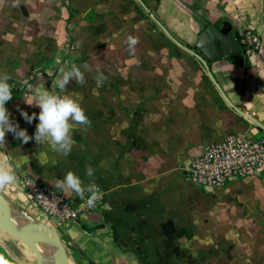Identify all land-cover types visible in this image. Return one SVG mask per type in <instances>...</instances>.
<instances>
[{
    "label": "crops",
    "instance_id": "1",
    "mask_svg": "<svg viewBox=\"0 0 264 264\" xmlns=\"http://www.w3.org/2000/svg\"><path fill=\"white\" fill-rule=\"evenodd\" d=\"M143 1L188 46L206 21H227L240 37L245 30L258 36L260 49L243 54L241 65L227 56L209 68L228 99L264 124V0ZM160 32L136 0H21L19 7L6 0L0 7V72L21 90L5 107L31 139L24 144L6 133L0 162L17 180L0 191L10 204L41 216L22 191L23 174L53 187L72 171L85 187L106 191L104 206L82 223L50 225L70 264H264V170L230 181L217 196L182 171L208 143L261 129L225 102L195 57ZM69 33L77 50L65 60ZM129 35L139 40L134 55ZM73 65L86 82L70 80L61 92L60 69ZM99 72L107 77L103 84L96 81ZM29 85L71 97L90 119L86 130L73 128L70 155L36 143L40 109L27 103ZM17 108L37 119L27 124ZM87 166L95 170L91 178ZM248 220L254 229L241 230Z\"/></svg>",
    "mask_w": 264,
    "mask_h": 264
},
{
    "label": "built area",
    "instance_id": "2",
    "mask_svg": "<svg viewBox=\"0 0 264 264\" xmlns=\"http://www.w3.org/2000/svg\"><path fill=\"white\" fill-rule=\"evenodd\" d=\"M239 39L245 53L254 54L260 48V39L251 30L243 32ZM19 89L12 86V97L19 93ZM263 170V130L226 134L221 140L205 145L202 152L191 157L182 168L185 177L207 193L223 188L233 180L259 176ZM20 183L29 201L54 226L70 221L82 223L105 203L106 191L98 185L102 198L95 207L89 208L80 197H67L59 189L28 173L22 175ZM87 195L86 192L85 197Z\"/></svg>",
    "mask_w": 264,
    "mask_h": 264
},
{
    "label": "clouds",
    "instance_id": "3",
    "mask_svg": "<svg viewBox=\"0 0 264 264\" xmlns=\"http://www.w3.org/2000/svg\"><path fill=\"white\" fill-rule=\"evenodd\" d=\"M6 0H0V7L5 5ZM21 0H11L12 7H19ZM127 46L130 54L135 53V47L139 40L131 35L127 37ZM98 84H103L107 77L103 72L96 75ZM11 76L7 72H0V147L6 144V133H12L15 139L21 140L27 144L31 137L28 136L25 129H20V125L14 119H10L11 113L5 107L6 102L12 100V86L9 84ZM75 80L76 84L83 85L85 81L84 73L79 67L73 65L70 70L65 71L60 69L57 86L61 92L65 90L66 85L70 80ZM40 109L36 125L35 141L37 144L47 143L53 151L62 156L71 154L75 141L72 138V130L74 127L87 129L91 126V121L85 114L81 105L69 96H61L49 93L47 90H40L38 87L29 85V96L27 103L33 104ZM21 118L31 124L37 119L35 113L29 115L26 111L17 108ZM71 121V123H70ZM94 169L91 166L86 167V175L91 178L94 175ZM17 177L5 163L0 162V190L6 186L16 182ZM52 186L59 189L66 195L80 197L85 200L87 207L93 208L102 198L98 187L94 184H89L85 187L84 181L72 171H69L63 180L56 179L51 182ZM88 193L85 197V193ZM0 264H6L0 258Z\"/></svg>",
    "mask_w": 264,
    "mask_h": 264
},
{
    "label": "water",
    "instance_id": "4",
    "mask_svg": "<svg viewBox=\"0 0 264 264\" xmlns=\"http://www.w3.org/2000/svg\"><path fill=\"white\" fill-rule=\"evenodd\" d=\"M150 19L160 28L161 32L174 44L195 57L201 64L206 76L212 81L225 102L236 110L241 116L250 120L254 125L264 131V124L251 114L235 106L221 89L212 75L209 64L223 57L231 56L232 60L241 65L245 49L240 43L239 35L227 21L216 24L206 21L200 31L197 41L188 46L170 32L163 22L158 19L143 0H136ZM0 232L19 239L28 249L34 252L36 264H70L66 247L59 233L49 224L31 217L21 207L10 204L0 191ZM35 244L44 247L43 252L35 248Z\"/></svg>",
    "mask_w": 264,
    "mask_h": 264
},
{
    "label": "rangeland",
    "instance_id": "5",
    "mask_svg": "<svg viewBox=\"0 0 264 264\" xmlns=\"http://www.w3.org/2000/svg\"><path fill=\"white\" fill-rule=\"evenodd\" d=\"M190 1H191L190 4H192V2H194L195 0H190ZM195 2H194V4H195ZM195 15H196L195 17H197V16L200 17V14H199L198 10L195 12ZM68 38L70 39V41L67 42L66 38H65V41L62 44V46H63L62 55H64L65 60L66 59L69 60L70 55L72 54L73 50H75V48L77 50V47H76L77 43L73 42V40L71 42L72 37L70 36V33H69V37ZM260 46H261V42H260ZM86 62H87L86 60L84 62H82L79 65V67L85 66ZM215 191H214V193H212V194L209 193L207 195L208 196H215L217 194V192H218L217 190H215ZM219 195L220 196H224L226 198H229L230 200H231V198L234 199V200L240 199L238 196L237 197H232V194L231 193H227V192H225V193L221 192ZM30 204L33 205L31 202H30ZM240 205L246 207V205H244V204L243 205L240 204ZM23 210H25L27 212V210L25 208H23ZM28 210H30V209H28ZM225 210H226V207H225ZM30 212L31 213H28V212L27 213L31 217H34V218H36V219H38L40 221H43V222L49 224L48 220L44 216H41V215L37 214L36 212H32V211H30ZM224 212L227 213L226 211H224ZM225 216H227L225 218V227H230L232 220L230 218H228V215H225ZM253 223L254 222L252 220L246 221L244 225H241V230H243V229L248 230V228H251L250 230H253L254 226H255V225H253ZM49 225H52V224H49ZM225 229H227V228H225ZM245 235H247V233H245ZM0 258H2L3 261L6 262V264H36L35 263L36 259H35V256L33 255V253L30 252L27 249L26 246H23L19 239H16V238L14 239V238H12V237H10L8 235L1 234V233H0ZM71 262H72V260H71ZM72 263L76 264L74 262V260H73Z\"/></svg>",
    "mask_w": 264,
    "mask_h": 264
},
{
    "label": "bare ground",
    "instance_id": "6",
    "mask_svg": "<svg viewBox=\"0 0 264 264\" xmlns=\"http://www.w3.org/2000/svg\"><path fill=\"white\" fill-rule=\"evenodd\" d=\"M35 248L39 251V252H43V250H44V247L42 246V245H40V244H35ZM30 250V249H29ZM32 253H33V255H34V252L32 251V250H30Z\"/></svg>",
    "mask_w": 264,
    "mask_h": 264
},
{
    "label": "trees",
    "instance_id": "7",
    "mask_svg": "<svg viewBox=\"0 0 264 264\" xmlns=\"http://www.w3.org/2000/svg\"><path fill=\"white\" fill-rule=\"evenodd\" d=\"M161 33V35H164L162 32H160Z\"/></svg>",
    "mask_w": 264,
    "mask_h": 264
}]
</instances>
